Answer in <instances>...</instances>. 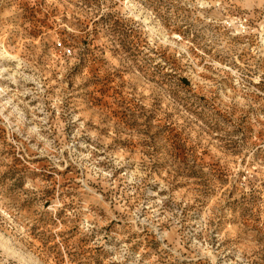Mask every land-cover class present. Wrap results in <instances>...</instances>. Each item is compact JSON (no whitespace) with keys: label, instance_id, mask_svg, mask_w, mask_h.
Here are the masks:
<instances>
[{"label":"rangeland","instance_id":"rangeland-1","mask_svg":"<svg viewBox=\"0 0 264 264\" xmlns=\"http://www.w3.org/2000/svg\"><path fill=\"white\" fill-rule=\"evenodd\" d=\"M0 264H264V0H0Z\"/></svg>","mask_w":264,"mask_h":264},{"label":"bare ground","instance_id":"bare-ground-1","mask_svg":"<svg viewBox=\"0 0 264 264\" xmlns=\"http://www.w3.org/2000/svg\"><path fill=\"white\" fill-rule=\"evenodd\" d=\"M9 56V55H8Z\"/></svg>","mask_w":264,"mask_h":264}]
</instances>
